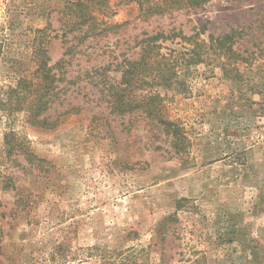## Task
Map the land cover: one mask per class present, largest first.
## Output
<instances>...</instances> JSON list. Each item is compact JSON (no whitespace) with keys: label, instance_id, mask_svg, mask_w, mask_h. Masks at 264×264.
I'll return each mask as SVG.
<instances>
[{"label":"rangeland","instance_id":"obj_1","mask_svg":"<svg viewBox=\"0 0 264 264\" xmlns=\"http://www.w3.org/2000/svg\"><path fill=\"white\" fill-rule=\"evenodd\" d=\"M64 6L0 0V101L30 80L39 46L63 77L50 128L0 104V264H264V0H213L147 23L119 7L111 20L130 24L88 38L71 58L63 54L78 41L63 37ZM158 30L185 37L164 41L161 54L178 62L167 84L151 83L164 115L184 129L182 156L140 113H111L95 87L119 81L116 65L137 60L136 43ZM231 30L242 31L234 49L255 55L225 73L204 43ZM10 133L30 161L7 154Z\"/></svg>","mask_w":264,"mask_h":264},{"label":"trees","instance_id":"obj_2","mask_svg":"<svg viewBox=\"0 0 264 264\" xmlns=\"http://www.w3.org/2000/svg\"><path fill=\"white\" fill-rule=\"evenodd\" d=\"M211 1L213 0H65L64 7L67 16L65 22L69 30L63 37L73 34L72 39H77L78 44L72 45L63 55H68L71 58L75 53L73 51L75 47L84 43L88 38L107 36V34L129 25L128 21L116 24L111 20L119 7H134L136 13L134 19L147 23L152 19L172 16L181 11L198 9ZM206 31L207 27L204 24L188 40L196 39L200 35H204ZM241 34V30H231L222 36L208 35L207 43H204L208 52L218 57L222 56L220 59L218 58V61L221 60L220 67L225 73L230 68L231 72L238 71V64H249L255 55L252 53L249 57L234 49L235 41L241 37ZM178 37L185 38L181 31L175 32L174 30L169 32L158 30L151 35L144 34V38L136 43V47L139 48L138 59L132 61L129 58L123 59L122 63L116 65L115 70L120 73L119 81L108 84L103 82L100 85L95 84V87L101 86L98 92L107 103L111 113L121 117L140 113L144 120L154 123L159 135L168 141L173 154L182 156L188 145L184 129L176 121H171L164 115L163 101L165 97H162L151 85L154 83L159 87L157 82H165L164 84L169 82V71L178 62V57L176 54L168 56L161 54V50L164 49L162 45L164 41H173ZM194 44L198 48L204 46L203 42ZM194 57L197 61V58H200V52ZM182 60H186L188 63L195 61L193 57L182 58ZM49 62L50 59L45 48L39 46L33 51L34 73L30 80L20 79L14 88L8 87L4 92L5 99L0 101L3 110L24 112L28 123L34 126L46 128L52 126L53 123L48 121L46 114L54 105H62L61 89L58 84L63 81V77H56L57 75L53 73V67L49 65ZM65 63L66 61L61 59L55 64V67L62 69ZM97 72L98 70L95 75L98 76ZM237 74L234 77H240L239 73ZM146 85L151 86L148 92H144ZM70 110L75 109L71 108ZM11 136L13 135L10 133L4 138L7 154H22L27 161H30L33 155L25 146L24 140L18 137L14 146ZM165 221L166 219H163L158 224L159 235L162 234Z\"/></svg>","mask_w":264,"mask_h":264}]
</instances>
